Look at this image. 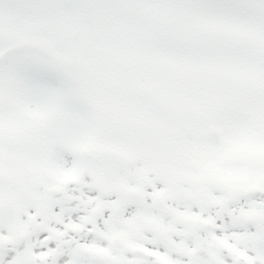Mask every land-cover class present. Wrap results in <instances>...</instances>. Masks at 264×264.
<instances>
[{
    "label": "snow or ice",
    "instance_id": "6c2138e0",
    "mask_svg": "<svg viewBox=\"0 0 264 264\" xmlns=\"http://www.w3.org/2000/svg\"><path fill=\"white\" fill-rule=\"evenodd\" d=\"M0 264H264V0H0Z\"/></svg>",
    "mask_w": 264,
    "mask_h": 264
}]
</instances>
